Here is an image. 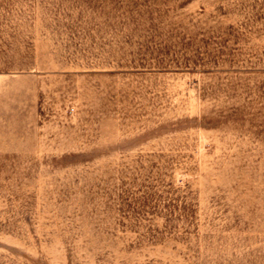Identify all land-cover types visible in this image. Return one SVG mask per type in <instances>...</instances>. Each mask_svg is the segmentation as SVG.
I'll use <instances>...</instances> for the list:
<instances>
[{
	"label": "rangeland",
	"instance_id": "374dc122",
	"mask_svg": "<svg viewBox=\"0 0 264 264\" xmlns=\"http://www.w3.org/2000/svg\"><path fill=\"white\" fill-rule=\"evenodd\" d=\"M0 264H264V0H0Z\"/></svg>",
	"mask_w": 264,
	"mask_h": 264
}]
</instances>
